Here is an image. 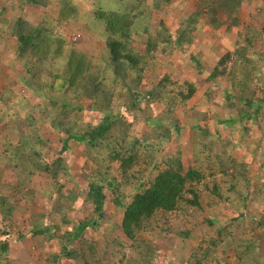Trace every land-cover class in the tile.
Here are the masks:
<instances>
[{
	"label": "trees",
	"instance_id": "1",
	"mask_svg": "<svg viewBox=\"0 0 264 264\" xmlns=\"http://www.w3.org/2000/svg\"><path fill=\"white\" fill-rule=\"evenodd\" d=\"M119 1L124 6L118 11L91 9L102 27L103 44L90 51L68 41L67 26L77 16L72 0H57L52 8L45 7V0H21L42 6L36 22L0 18V38L11 41L23 72L20 81L39 102L24 116L26 128L18 131L16 142L0 144V162L18 168L17 183L21 175L44 173L45 198L58 209L78 198L71 189L59 192V173L70 180V145L82 147L95 162L72 185L81 191L80 205L89 216L77 222L63 216L61 224H42L38 213L30 233L56 241V251L47 257L52 264L60 258L72 264H115L114 259L152 264L161 252L153 239L167 233L180 238L184 252L190 251L183 264H264V83L257 82L264 81V51L253 46L259 36L264 39V28H237L238 12L248 7V0H199L185 26L178 18L173 33L164 25L165 32H157L141 19L151 8L173 0ZM218 13L225 16L224 31L235 32L232 47L206 67L197 55H187L183 64L200 76L205 73L203 81L210 82L201 100L187 105L198 90L195 77L176 79L151 71L153 53L190 44L202 24L219 28ZM200 15L204 17L197 23ZM204 104L215 107L225 135L217 125L210 130ZM95 111L97 119L89 124L85 112ZM185 111L190 116L182 121ZM140 120L146 127L136 131L133 126ZM44 126L58 135L57 153L41 133ZM182 130L190 134V164L178 148L165 150ZM243 142L246 156H235ZM109 204L120 213L112 228L121 231L128 246L109 234L82 236L96 228ZM12 205L0 194L1 217L10 214ZM74 240L79 248L72 245ZM9 241L1 231L0 262L6 260Z\"/></svg>",
	"mask_w": 264,
	"mask_h": 264
},
{
	"label": "rangeland",
	"instance_id": "2",
	"mask_svg": "<svg viewBox=\"0 0 264 264\" xmlns=\"http://www.w3.org/2000/svg\"><path fill=\"white\" fill-rule=\"evenodd\" d=\"M57 0H45V7L52 8ZM199 0H173L169 6H160V8H151L149 10V16L141 17L143 22L154 28L157 32H163L165 26L170 33H173L178 27V18L181 19V26L186 25L185 18L191 12L194 11L195 5ZM73 4L77 8V16L75 20H72L67 26V38L68 41L81 49L90 51L103 44L102 27L98 24L93 15L91 9L99 8L103 10H120L124 5L119 0H72ZM0 9H4L0 12V18L7 20L13 17H22L27 23L36 22L39 18L43 8L39 5L23 4L21 0H0ZM51 13V12H50ZM50 16V14H49ZM204 15L197 17V23H201L200 19H203ZM53 17L50 16L49 23H53ZM195 18V16H194ZM217 18L221 25L219 28L214 29L210 25L204 26L197 33L193 35V39L190 44H183L179 49L173 50L171 53H162L160 49L154 51L152 58L153 66L151 71H158L168 73L174 78H182L183 74L188 76H194V84H199L198 90L194 93L193 97L188 101L187 105L199 102L204 95L203 91L208 87L210 82L203 81L201 76L192 69L191 66L187 67L183 63L186 61V57L189 53L197 55L199 60L203 63L204 67L211 66L214 62V58L219 52L230 49L234 40V30L231 32H225L224 27L226 25L225 16L222 13L217 14ZM162 22V25L161 23ZM164 25V26H163ZM163 26V27H162ZM264 28V0H248V7H243L238 12L237 28L241 31L244 28L254 29L261 31ZM165 32V31H164ZM74 36V38H72ZM137 43L139 48L143 44V36H141ZM259 39L253 42L255 49L264 51V39ZM11 42V41H10ZM10 42L7 43L0 38V97H3L0 101V144L4 140H8L11 143H15L18 137L19 130H25L26 123L23 121L24 116L34 111L36 105L39 104L35 96L30 92L20 81V76L23 74L22 68L18 60L14 57L10 49ZM213 49V50H212ZM231 61L227 62V66ZM191 67V68H190ZM234 72H238V69ZM151 80L148 78L147 83ZM263 79H257L258 84L264 83ZM220 100V96L217 95ZM217 96L215 100L217 99ZM101 99V96H100ZM97 102L99 101L98 95L96 96ZM218 102V101H217ZM199 105V104H198ZM207 108V123L212 130L213 126L217 125L220 134L223 136L227 133V128L224 124H217V117L214 115L215 107L210 104H204ZM213 113V116H212ZM98 113L95 111L91 114L85 112L84 120L89 124H93L97 119ZM190 115L183 113L180 116V120L184 121L188 119ZM139 117V116H138ZM136 116V119L139 120ZM134 129L139 130L144 123L140 120V123L134 124ZM142 128V127H141ZM41 133L49 140V145L52 153H57L59 141L57 134L51 131L47 126L41 130ZM236 134V133H235ZM257 135V133H256ZM262 145H264V135L261 136ZM58 142V143H57ZM178 148L183 159L187 164L191 162L190 153V134L186 130H182L176 140L170 142L165 146V150L168 152L172 149ZM246 145L243 142L239 150L236 151L235 156H246ZM250 148V147H248ZM259 148L257 147L256 150ZM247 151V150H246ZM82 147H77L74 144L70 145L69 157L70 160V180L62 179L59 173L60 191L67 192V190H73L78 194L76 201L67 202L64 209H58V205H54L52 201L45 198L44 192L46 190L47 178L44 173L33 172L31 175H21L20 182L17 183L16 177L18 168L5 165L0 162V194L8 196L12 205V211L5 217L0 216V232H5L7 238H9V250L6 253V260L1 261L0 264H52L51 260H48V254L52 251H56L57 243L54 240L47 241L41 235H33L30 233V226L35 221L36 214H42V224H61L62 217L65 216L70 222H77L83 218L89 216V211L84 205H80L82 200V193L80 190L72 187L75 182V178L79 172H87L89 168L95 164L94 159H88L84 154ZM248 158V157H247ZM87 164V165H85ZM73 175V176H72ZM66 176V175H65ZM105 212V217L101 222L89 230H84L83 237H95L103 236L105 234L111 235L112 238H117L125 246H128L129 240L116 228H112L113 222L119 219L120 213L117 210H113L111 205H108ZM225 210L220 208L219 212L222 213ZM109 228V231H107ZM62 232L64 227L61 228ZM154 244L161 252L152 261V264H183L184 256L186 257L190 252L183 250V243L180 238L175 234H159L153 239ZM72 245L79 248L78 240L72 241ZM115 264H124V262H117ZM38 262V263H37ZM137 264H142L137 260ZM135 263V264H136ZM59 264H72L71 261L64 258H60ZM107 264V262H106Z\"/></svg>",
	"mask_w": 264,
	"mask_h": 264
},
{
	"label": "built area",
	"instance_id": "3",
	"mask_svg": "<svg viewBox=\"0 0 264 264\" xmlns=\"http://www.w3.org/2000/svg\"><path fill=\"white\" fill-rule=\"evenodd\" d=\"M72 38H74V36H72Z\"/></svg>",
	"mask_w": 264,
	"mask_h": 264
}]
</instances>
